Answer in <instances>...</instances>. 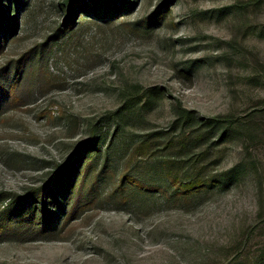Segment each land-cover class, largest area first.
Wrapping results in <instances>:
<instances>
[{"label":"rangeland","instance_id":"374dc122","mask_svg":"<svg viewBox=\"0 0 264 264\" xmlns=\"http://www.w3.org/2000/svg\"><path fill=\"white\" fill-rule=\"evenodd\" d=\"M81 1L67 25L66 0H0L14 20L0 14V193L41 188L92 135L104 144L97 172L80 190L82 172L49 220L3 217L0 264H264L251 166V155L264 159V8L129 0L107 21ZM129 83L163 94L125 114ZM180 102L198 118L249 120L196 146L232 179L182 200L156 161L130 163L137 141L172 127ZM128 174L167 193L129 191Z\"/></svg>","mask_w":264,"mask_h":264},{"label":"trees","instance_id":"16d2710c","mask_svg":"<svg viewBox=\"0 0 264 264\" xmlns=\"http://www.w3.org/2000/svg\"><path fill=\"white\" fill-rule=\"evenodd\" d=\"M120 1L123 3L129 2V0H92L95 8L94 14L96 16L99 14V18L109 21L110 17L120 13ZM66 2L68 3L66 22L67 25H71V21L76 15L75 8L80 5L79 9L85 10L88 6L81 0L77 2L66 0ZM240 5L245 11L255 13L264 8V0H242ZM10 11V7L5 10L0 5V14L5 18L7 26L14 21L11 20ZM259 27L264 35V22L260 23ZM73 29L70 28L68 31ZM62 41L69 43L70 38L63 37ZM161 94H163V91L160 88L146 90L140 84L129 83L126 89H122L121 96L124 101L122 111H125V114L137 113V111L141 113L140 111L143 108L139 110L138 108L143 101H145L143 106H147L153 98ZM122 111L115 113L114 118L120 117ZM174 115L175 121L167 132L145 136L134 144L130 155V163L156 161L160 171L164 174L166 186L168 187L167 192H172L178 200L202 196L203 193L232 179L231 171L222 172L220 176L212 173L211 164L207 161V150L203 149L202 146L198 148L196 146H199L202 141L208 140L215 133L220 142L233 137L240 127H249V125L244 124L249 121L248 118L236 120L226 115L212 119L198 118L193 111L185 108L181 102L174 107ZM103 149V141L92 135L89 139L81 141L74 155L59 165L55 174L41 188L33 189L23 196H16L2 191L0 193V207H3V209L0 208V211H2L0 212V219L4 217L10 223L23 220L34 223L33 221L37 218L39 221L49 220L52 216L49 209L53 205L61 204L57 201L58 199L69 201L73 195V190L78 186V180L82 172L84 175L80 190L91 180V176L98 170L99 157ZM251 158L252 171L257 178V190L260 198L257 218L263 223L264 159H257L252 155ZM108 163L109 161L105 159L102 171ZM122 185L123 188L129 186V191L140 193L155 190L163 191V189L139 181L131 174H128V178L122 180ZM4 218L0 220V226L2 221L5 220Z\"/></svg>","mask_w":264,"mask_h":264}]
</instances>
